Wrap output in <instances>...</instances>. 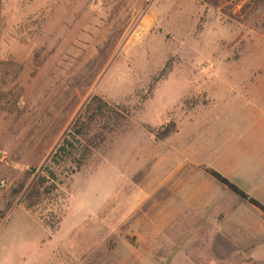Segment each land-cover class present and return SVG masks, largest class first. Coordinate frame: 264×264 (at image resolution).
<instances>
[{"label":"rangeland","instance_id":"rangeland-1","mask_svg":"<svg viewBox=\"0 0 264 264\" xmlns=\"http://www.w3.org/2000/svg\"><path fill=\"white\" fill-rule=\"evenodd\" d=\"M94 95L126 118L30 202ZM205 168L264 204V0H0V264H264Z\"/></svg>","mask_w":264,"mask_h":264},{"label":"trees","instance_id":"trees-1","mask_svg":"<svg viewBox=\"0 0 264 264\" xmlns=\"http://www.w3.org/2000/svg\"><path fill=\"white\" fill-rule=\"evenodd\" d=\"M125 111L124 107L110 104L99 96L90 97L54 147L44 166L34 176L28 194L30 202L38 197L40 191L44 196L50 195L53 189L61 185V175L66 177L78 171L92 152L102 145L126 118ZM205 172L264 214V204L249 196L226 176L212 168H205Z\"/></svg>","mask_w":264,"mask_h":264}]
</instances>
